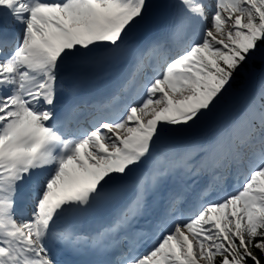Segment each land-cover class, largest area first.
<instances>
[{
  "label": "snow or ice",
  "instance_id": "6c2138e0",
  "mask_svg": "<svg viewBox=\"0 0 264 264\" xmlns=\"http://www.w3.org/2000/svg\"><path fill=\"white\" fill-rule=\"evenodd\" d=\"M0 264H264V0H0Z\"/></svg>",
  "mask_w": 264,
  "mask_h": 264
}]
</instances>
